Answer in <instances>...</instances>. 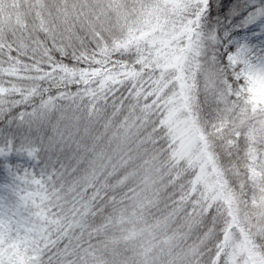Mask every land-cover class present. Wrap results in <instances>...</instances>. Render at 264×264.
I'll return each mask as SVG.
<instances>
[{
    "label": "snow or ice",
    "instance_id": "6c2138e0",
    "mask_svg": "<svg viewBox=\"0 0 264 264\" xmlns=\"http://www.w3.org/2000/svg\"><path fill=\"white\" fill-rule=\"evenodd\" d=\"M0 264H264V0H0Z\"/></svg>",
    "mask_w": 264,
    "mask_h": 264
}]
</instances>
